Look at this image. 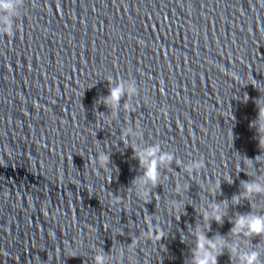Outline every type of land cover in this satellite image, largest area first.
Returning <instances> with one entry per match:
<instances>
[{"label": "clouds", "instance_id": "obj_1", "mask_svg": "<svg viewBox=\"0 0 264 264\" xmlns=\"http://www.w3.org/2000/svg\"><path fill=\"white\" fill-rule=\"evenodd\" d=\"M256 2L264 7V0H256ZM26 3L28 5L29 0H0V40L4 36L11 38L14 31L20 30L19 19L29 9V7L26 8ZM31 7H36L35 0H31ZM232 78L241 86L252 83L261 92V95L255 99L258 109L257 116L250 121L249 126L255 127L258 133L259 147L262 151L254 159L248 158L247 168L249 171L244 172L249 179H241L238 185L239 190L234 192L230 198L226 197L219 201L212 198L217 192L216 187L219 186L221 180L229 184L232 183L230 174L226 178H217L215 183L208 181L206 184H201L200 190L203 199L198 201L200 220L187 227L186 233L181 232L180 234L182 241L188 240L191 244L190 256L185 260V264H217L218 255L225 250L228 252L232 264H264V200L260 199L264 197V172L257 171V162L264 155V149L261 147L264 145V83L254 80L251 74L241 77L235 71L232 72ZM97 80L90 82L87 87L94 85ZM103 80L107 81L108 91L106 95L98 96L95 104L102 103L108 112L97 111L95 113L96 123L94 125L97 126L96 128L105 126L110 128L118 123L121 111L123 113L134 112L140 104V101L136 99L138 93H140V100L143 103L149 102L146 95L142 96L141 87H138L135 78L125 79L119 76L113 78L111 75H106ZM122 98L123 102L121 103ZM119 130L118 139L114 144L112 142L111 144L115 146L117 141H121L124 146H130L133 150L132 156L138 162V174L133 177L130 186L127 187L129 193L140 201H150L152 190L156 185L161 184L162 178L166 179L163 177V173L165 171L175 172L176 178L166 200V206L180 217L182 214L180 209L181 207L184 209L189 188L188 183H182L184 181L182 174H186L189 179H192L193 173L198 172L202 162L199 160L182 161L175 151L166 150L158 141L149 142L144 137V130L139 125H130L128 121H124ZM93 150L95 156L92 155V161L96 166L97 174H99L98 169L110 173L109 142L107 147L103 144L102 148L96 143ZM173 164L180 170L179 172L174 170ZM115 196L113 195L112 203L117 202ZM243 200L249 202L250 209L246 212L234 211L232 215H229V207L236 206ZM225 218L231 224L228 232L223 235L215 232L209 237L207 233L210 231L211 223L215 221L218 225H222ZM255 237H259V241L254 244L252 241ZM68 251L71 256L80 254L79 248L69 247ZM89 252L91 264H109V252L106 253L102 247L99 250L93 247L89 249ZM3 255L8 257L10 253L4 250ZM120 255H123V249H121Z\"/></svg>", "mask_w": 264, "mask_h": 264}, {"label": "water", "instance_id": "obj_2", "mask_svg": "<svg viewBox=\"0 0 264 264\" xmlns=\"http://www.w3.org/2000/svg\"><path fill=\"white\" fill-rule=\"evenodd\" d=\"M69 247L79 248L0 139V264H89L81 250L71 256Z\"/></svg>", "mask_w": 264, "mask_h": 264}]
</instances>
